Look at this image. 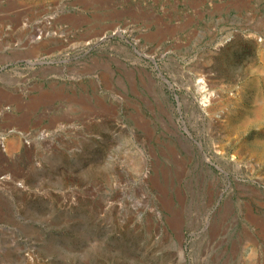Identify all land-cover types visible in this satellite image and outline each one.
I'll use <instances>...</instances> for the list:
<instances>
[{"label":"rangeland","instance_id":"374dc122","mask_svg":"<svg viewBox=\"0 0 264 264\" xmlns=\"http://www.w3.org/2000/svg\"><path fill=\"white\" fill-rule=\"evenodd\" d=\"M0 264H264V0H0Z\"/></svg>","mask_w":264,"mask_h":264},{"label":"bare ground","instance_id":"6f19581e","mask_svg":"<svg viewBox=\"0 0 264 264\" xmlns=\"http://www.w3.org/2000/svg\"><path fill=\"white\" fill-rule=\"evenodd\" d=\"M204 78L200 79L201 81H203L204 83L207 81L203 80ZM201 83V82H200ZM207 84V82H206ZM206 84H201L200 85V89L203 93H202V98H203V102H204V105L205 106H209L211 104H213L214 101H216L217 99V96H219V94L215 91V90H211ZM208 87V88H207ZM220 97V96H219ZM221 100V99H220ZM221 102H223V100H221ZM206 111H208L207 109H205ZM245 123L243 121H241L239 124H238V128H236L235 131H239L241 128L240 126H244Z\"/></svg>","mask_w":264,"mask_h":264}]
</instances>
